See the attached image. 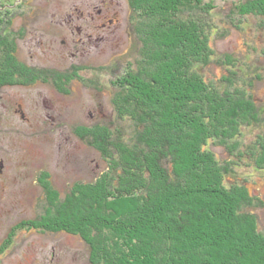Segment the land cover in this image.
Instances as JSON below:
<instances>
[{"label":"trees","instance_id":"16d2710c","mask_svg":"<svg viewBox=\"0 0 264 264\" xmlns=\"http://www.w3.org/2000/svg\"><path fill=\"white\" fill-rule=\"evenodd\" d=\"M214 1L128 0L138 48L111 83L117 122L75 127L108 167L65 195L45 191L49 218L29 225L79 235L91 264H264L252 208L263 197L227 175L238 158L264 170V102L253 92L264 66L255 47L215 44L233 18L255 20L264 39V0H234L227 18Z\"/></svg>","mask_w":264,"mask_h":264},{"label":"rangeland","instance_id":"374dc122","mask_svg":"<svg viewBox=\"0 0 264 264\" xmlns=\"http://www.w3.org/2000/svg\"><path fill=\"white\" fill-rule=\"evenodd\" d=\"M232 1L215 0V12L220 11L227 18ZM131 13L128 0H0V21L18 15L13 24L26 30L20 44L24 59L39 69L42 66L75 79L68 95H61L49 83H37L28 90L31 104L25 123L26 188L8 187L7 196L3 193L0 198V240L15 233L11 228H17L13 245L0 255V264H91L90 246L79 235L28 224L45 221L50 209L45 190H33L31 186L40 170L46 168L53 172L58 190L65 195L74 181H94L108 167L102 153L83 141L75 127L103 120L109 125L117 122L113 121L115 86L110 82L123 76L128 60L135 57L134 49L138 48ZM215 21L222 25L219 17ZM256 23L244 18L229 19L215 35L217 48L249 53L255 47L259 52L253 61L264 66V56L259 55L264 39L257 32ZM78 25L83 27V33L77 30ZM90 32L93 35L88 37ZM75 65L84 67L80 70L82 80L75 77ZM215 70L222 73L218 67ZM253 92L256 100L264 102V80L257 82ZM15 120L21 128V119ZM214 150L227 158L222 147L214 145ZM238 163L242 166L233 165L228 177L244 178L249 190L260 194L264 201V170L246 166L239 158ZM260 205L252 208L264 227V202Z\"/></svg>","mask_w":264,"mask_h":264},{"label":"flooded vegetation","instance_id":"af4514ba","mask_svg":"<svg viewBox=\"0 0 264 264\" xmlns=\"http://www.w3.org/2000/svg\"><path fill=\"white\" fill-rule=\"evenodd\" d=\"M19 17L15 15L14 18L0 21V42L3 45L5 44L0 47V198L3 197V193L7 196L8 187L26 188L25 178L27 176L26 164L28 160L25 153L27 144L24 142L27 140L25 137V123L29 119L27 110H30L31 104L28 90L37 83H49L61 95H68L71 94L69 93V86L75 81L73 75L62 77L42 66L41 69H38L39 75L33 71L32 68L37 65L33 64L31 60L26 61V58L24 59L21 54L20 44L26 30L22 26L13 24V21ZM73 19L71 17V23ZM109 21L113 23L114 19L109 18ZM76 28L79 32H84L81 25L76 26ZM92 35V32H90L87 36L91 37ZM5 60L7 61L6 65H4ZM19 61L24 62L26 66L20 69ZM73 69L76 70L75 77L78 80H82L80 79L82 76L80 70H84V67L80 68V66L75 65ZM16 89L23 92H16ZM49 115L50 117L54 116L51 113ZM16 117L21 119V128L17 125ZM53 177L52 171L42 168L35 178V184L31 186V189L55 191L58 188ZM11 229L15 233H10L7 237H2L3 239L0 240V255L5 249L6 251L9 250L15 241L14 236L17 228L13 227Z\"/></svg>","mask_w":264,"mask_h":264}]
</instances>
